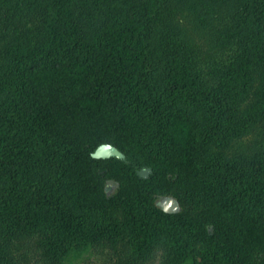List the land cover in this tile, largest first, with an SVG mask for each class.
<instances>
[{"label": "trees", "instance_id": "1", "mask_svg": "<svg viewBox=\"0 0 264 264\" xmlns=\"http://www.w3.org/2000/svg\"><path fill=\"white\" fill-rule=\"evenodd\" d=\"M254 77L264 126V0H0V264H65L129 210L130 264L157 245L161 264H264V145L217 166L205 137ZM111 173L127 188L108 197Z\"/></svg>", "mask_w": 264, "mask_h": 264}, {"label": "rangeland", "instance_id": "2", "mask_svg": "<svg viewBox=\"0 0 264 264\" xmlns=\"http://www.w3.org/2000/svg\"><path fill=\"white\" fill-rule=\"evenodd\" d=\"M197 43L195 50L199 59L208 61L213 55L212 52L203 41L198 40ZM260 84L259 78L254 77L248 92L232 103L234 106L227 112L228 114L223 116L220 121L206 126L205 137L213 145L211 164L217 166L226 164L229 167L240 168L241 166L245 167L253 158L256 159L261 155L264 145V126L260 118L262 92ZM111 147L118 155H111L105 159L116 158L120 161L126 159L125 153ZM113 175L114 173H111V176L105 181V193L108 197L116 196L124 188H127L125 182ZM152 203L158 210L166 214H179L183 209L177 198L170 194L157 195L153 198ZM133 218L134 212L129 210L92 222L91 228H89L91 232L103 229L105 234L101 236L102 241L71 254L65 264H130L129 261L137 253L136 240H134L136 236L130 230ZM38 238L39 236L36 234L24 236L14 243L10 251L17 255L18 253L21 255L31 254L36 249L35 244ZM199 254L203 253L200 251ZM35 257L37 262L34 264H43L41 260H38L41 257L39 252H36ZM144 258L143 264H161L162 246H155L151 253L146 254Z\"/></svg>", "mask_w": 264, "mask_h": 264}, {"label": "water", "instance_id": "3", "mask_svg": "<svg viewBox=\"0 0 264 264\" xmlns=\"http://www.w3.org/2000/svg\"><path fill=\"white\" fill-rule=\"evenodd\" d=\"M111 155H118L117 152L110 145H102L96 149L92 154L94 158H107ZM150 173V170H141L140 176L147 177ZM170 211V209H168Z\"/></svg>", "mask_w": 264, "mask_h": 264}]
</instances>
